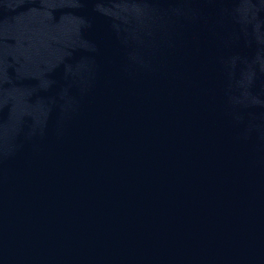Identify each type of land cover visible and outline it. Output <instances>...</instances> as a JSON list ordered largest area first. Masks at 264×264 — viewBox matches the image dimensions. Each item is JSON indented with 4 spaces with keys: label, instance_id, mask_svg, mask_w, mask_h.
Instances as JSON below:
<instances>
[{
    "label": "water",
    "instance_id": "1",
    "mask_svg": "<svg viewBox=\"0 0 264 264\" xmlns=\"http://www.w3.org/2000/svg\"><path fill=\"white\" fill-rule=\"evenodd\" d=\"M0 264H264V0H0Z\"/></svg>",
    "mask_w": 264,
    "mask_h": 264
}]
</instances>
